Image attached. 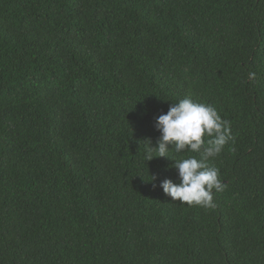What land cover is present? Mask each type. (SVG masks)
<instances>
[{"label": "trees", "instance_id": "obj_1", "mask_svg": "<svg viewBox=\"0 0 264 264\" xmlns=\"http://www.w3.org/2000/svg\"><path fill=\"white\" fill-rule=\"evenodd\" d=\"M186 96L234 137L211 207L145 159ZM0 264H264V0H0Z\"/></svg>", "mask_w": 264, "mask_h": 264}, {"label": "clouds", "instance_id": "obj_2", "mask_svg": "<svg viewBox=\"0 0 264 264\" xmlns=\"http://www.w3.org/2000/svg\"><path fill=\"white\" fill-rule=\"evenodd\" d=\"M155 127L161 135L156 147L151 146L150 139L146 141L147 161L169 158L172 150L176 153H199L200 156L188 155L173 160L172 167L178 171L180 182L162 181L160 187L164 193L181 204L211 207L213 191H223V183L219 169L205 161L219 156L225 146L234 141L229 122L222 119L213 106L186 96L172 103L167 113L156 117ZM154 152L157 154L155 157Z\"/></svg>", "mask_w": 264, "mask_h": 264}]
</instances>
